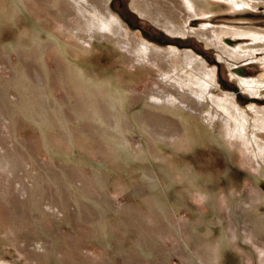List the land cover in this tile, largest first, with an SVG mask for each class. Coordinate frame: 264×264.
Here are the masks:
<instances>
[{"label":"rangeland","instance_id":"rangeland-1","mask_svg":"<svg viewBox=\"0 0 264 264\" xmlns=\"http://www.w3.org/2000/svg\"><path fill=\"white\" fill-rule=\"evenodd\" d=\"M132 1L110 0L109 8L137 37L160 48L171 39L191 44L180 48L216 66L224 91L239 93L243 108L256 103L215 48L170 34ZM52 2L0 0V264H264L261 161L227 138L220 119L198 116L190 130L165 116L177 142L151 144L136 127L111 140L93 134L77 99L109 92L124 75L127 110L144 120L153 116L147 95L171 87L159 69L105 38L84 44L69 30L79 14ZM253 4L211 2L191 22L264 29V4ZM40 64L53 79L51 97L68 103L50 106L48 121L20 105L45 98L31 90ZM237 65L254 77L263 70L249 60ZM258 99L264 107V93Z\"/></svg>","mask_w":264,"mask_h":264},{"label":"bare ground","instance_id":"bare-ground-1","mask_svg":"<svg viewBox=\"0 0 264 264\" xmlns=\"http://www.w3.org/2000/svg\"><path fill=\"white\" fill-rule=\"evenodd\" d=\"M52 1V5L59 6L63 2H67L79 14L80 21L73 22L72 27L68 29L84 44L93 43V39L98 36L105 38L107 42L122 47L129 54L131 53L139 63H149L159 69L165 85L171 87V90L168 89V92L166 90V93L156 88L147 95V105L151 106L149 109L153 116L152 118L143 117L144 120L138 119L136 115L127 110L123 96L124 86L121 85L124 82V75L117 77L120 82L116 80V83H111L113 84L112 89L107 88L109 92H101L99 95L92 92L87 94V97L77 99L83 106L84 112L77 109L75 111L86 118L93 134L100 133L109 136V140H111L119 136L120 132L130 131L132 127H136L151 144L161 139L177 142L181 135L178 133L179 131L174 130L176 128L165 121L167 119L165 116L172 118L183 128H190V130L195 127L198 116L212 124L220 119L225 127L224 132L227 138L241 143L264 166V107L257 104L260 103L258 96L264 93V56L258 57V54L264 53V29L253 25H217L210 20L198 26L192 25V17L201 14V5L208 8L207 6L211 5V2L213 4V2L225 0H160V4L152 0L132 1L133 8L143 17L152 20L170 34L196 36L208 47L215 48L220 60L226 62L230 68L232 77L237 79L240 89L243 92H249L253 97L252 100L256 102L243 108L238 102L239 93L223 90L224 86L217 77L216 66L211 67L203 56L192 49H181V45H185L182 41L172 39L173 45L169 48H160L137 37L121 18L110 10V0ZM226 1L232 2L235 7L253 3L264 4V0ZM210 11L204 12L205 15L208 16ZM246 37L251 40L250 43H243ZM226 38L232 40L226 41ZM247 60L261 64L263 70L257 77L249 75L247 69L237 65V61ZM40 73L43 75L39 76L38 87L36 88L35 85L31 87V90L37 91L45 98L34 99L33 96H30L25 98L26 100L20 101V105H25V108L34 117L48 121L50 106H56L57 109L62 110V106L68 103L66 100L62 102L63 104H59L54 97H51V92L54 91L50 84L52 78L49 80V75L43 64H40ZM69 99L74 100L72 95L69 96ZM104 121L109 124V129L105 127ZM7 161L9 160L7 159Z\"/></svg>","mask_w":264,"mask_h":264},{"label":"trees","instance_id":"trees-1","mask_svg":"<svg viewBox=\"0 0 264 264\" xmlns=\"http://www.w3.org/2000/svg\"><path fill=\"white\" fill-rule=\"evenodd\" d=\"M172 40V39H171ZM182 41V40H181ZM185 43V42H184ZM185 45H187V46H190L191 44H189V43H187V44H185Z\"/></svg>","mask_w":264,"mask_h":264},{"label":"water","instance_id":"water-1","mask_svg":"<svg viewBox=\"0 0 264 264\" xmlns=\"http://www.w3.org/2000/svg\"><path fill=\"white\" fill-rule=\"evenodd\" d=\"M129 22V20H127ZM129 24L131 25V23L129 22Z\"/></svg>","mask_w":264,"mask_h":264}]
</instances>
